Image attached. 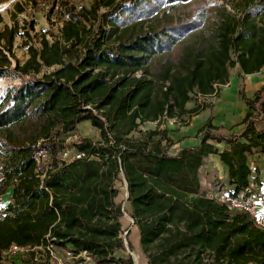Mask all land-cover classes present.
Segmentation results:
<instances>
[{
    "label": "trees",
    "instance_id": "1",
    "mask_svg": "<svg viewBox=\"0 0 264 264\" xmlns=\"http://www.w3.org/2000/svg\"><path fill=\"white\" fill-rule=\"evenodd\" d=\"M60 3L63 26L51 41L33 36L32 22L22 33L17 24L0 30V77H21L0 94V196L10 192L0 264H8L1 253L12 243L39 244L47 235L74 253L88 251L97 264L125 262L120 250L133 245L120 221L127 212L117 201L120 177L150 264H264V229L250 213L202 193L200 179L215 153L228 166L229 193L249 185V158L264 152V85L253 99L241 90L250 109L239 132L214 125L212 112L199 143L173 152L162 127L168 118L187 125L209 106L187 103L219 93L232 65L240 75L264 69V0H247L239 16L204 0ZM17 34L27 38L24 63L11 57ZM84 121L99 137L67 142ZM43 149L48 156L38 164L34 155Z\"/></svg>",
    "mask_w": 264,
    "mask_h": 264
},
{
    "label": "crops",
    "instance_id": "2",
    "mask_svg": "<svg viewBox=\"0 0 264 264\" xmlns=\"http://www.w3.org/2000/svg\"><path fill=\"white\" fill-rule=\"evenodd\" d=\"M264 85V69L260 71H256L253 73H244L241 72V75L238 70V65L236 66V72H232L230 70V78L226 84L219 85L220 92L217 94H211L205 96V99L209 106L202 109L198 114L193 115L188 119L187 125H181L180 127H173L174 122L171 124L168 123L167 127L171 130V134L175 141L176 151L180 150L184 146H194L197 145L200 141L201 133H199V129L204 126L209 116L213 112L214 118L212 123L216 126H225L227 128V133L231 134L233 132H239L244 124L242 123L243 118L246 113L249 111L250 107L245 102L241 95V90H244L245 95L253 99L255 97L256 92ZM207 97V98H206ZM201 100L193 99L187 103L188 108L194 107L197 103H200ZM193 103V104H192ZM174 121H176L174 119ZM165 123V122H164ZM163 123V124H164ZM260 129V127H258ZM170 134V135H171ZM221 150L228 149L230 146L225 142H219L216 144ZM249 166L252 169V173L249 177V183L252 182L257 184L261 192H264V152L259 150L255 151L252 156L249 158ZM253 165H252V164ZM216 168L220 170H224L222 175H219V178H222L221 183L224 184V187L227 190H233L234 186L230 184L229 181V171L228 166L225 165L220 158L219 154H210L206 158V162L203 164L200 170V179H201V191L204 194L209 195L206 186H210L211 190L215 189L207 179V182H202L201 173L203 171L209 173H216ZM221 174V173H220ZM208 176V175H207ZM124 179L126 188H127V201L124 203V209L127 211L126 215H128L129 219H124L123 216L120 217V221L122 224V228L127 231L126 235V244L128 246L129 241L133 245L132 250L136 253V261L135 264H150L149 258L145 253L142 244H141V236H140V228L139 225L134 221L133 217L130 215L133 212L132 201L129 199V191H128V183L124 177H120ZM216 178V177H215ZM206 179V177L204 178ZM117 183V181H116ZM260 183H262L260 185ZM119 195V194H118ZM260 198V195H259ZM129 222H132L131 229L128 227ZM136 236V240L132 238H128L127 236ZM129 249V247H128ZM127 249V250H128ZM89 262L87 264H91ZM65 264H86L81 263L77 259H69L65 258Z\"/></svg>",
    "mask_w": 264,
    "mask_h": 264
},
{
    "label": "rangeland",
    "instance_id": "3",
    "mask_svg": "<svg viewBox=\"0 0 264 264\" xmlns=\"http://www.w3.org/2000/svg\"><path fill=\"white\" fill-rule=\"evenodd\" d=\"M34 1V0H33ZM32 0H7L5 2L0 3V30H3L6 26L13 27L14 25H19V33L24 32L25 30L30 28V23L32 22L34 28L30 29L31 34L40 36L41 34H46L47 38L51 41L53 40L52 33L60 34L61 29L63 26V10L61 8V0H57V4H55L54 11L52 3L55 0H37L33 2ZM74 3L78 5V8H80L82 5L87 4L90 6L95 0H71ZM119 1V0H118ZM207 1L209 4L213 6L218 7H224L228 9L229 11H232L236 15H240L241 11L245 7V2L247 0H204ZM18 3V5H16ZM20 7H23V10H19ZM52 8V9H51ZM104 7L101 8L103 10ZM187 9V7H182V12ZM172 14L179 15V11H172ZM214 14H212L210 19H213ZM264 20V12L261 15V17L258 19L259 23L260 21ZM37 37V36H36ZM25 41H27V38L25 36H22L20 34H17L14 40L13 44V63L16 62V60H19L21 63H24L29 58L28 53V46L25 44ZM30 41V40H28ZM232 58H235V53L232 51ZM236 66L232 65L230 67L231 74L232 72H236ZM53 68H48L47 70H52ZM21 80V77L16 75H9L5 77H0V91L6 89L7 87L18 83ZM207 98V97H206ZM193 99L196 100H208L203 98L201 95H193ZM193 104V103H192ZM174 122L175 125L173 127H180L182 125V122L180 119L177 121H174V119H166L165 123L162 125V127H167L168 123L171 124ZM260 127V131L264 129V120L258 124ZM156 126V123H144L141 126V129L145 130L147 128H154ZM171 134V130H170ZM79 136H88L93 139H97L99 137V130L95 128L91 122L84 121L80 124H78L77 128L65 136L68 141H71L74 138H77ZM171 137L173 138L172 134ZM174 140V139H173ZM176 147L173 145L170 150L175 152ZM63 159L69 160L71 157V151L67 150L63 153ZM252 164V163H251ZM253 165V164H252ZM216 173H209L203 171L201 173L202 176V182H207V179L210 181L211 185L215 187V189L211 190L208 186H206L207 191L209 195L211 193H214L217 189L224 188V184L221 183L222 178H219V175H222L224 173V170H220L219 168H216ZM221 173V174H220ZM208 175V176H207ZM206 177V179H204ZM216 177V178H215ZM262 183H260L261 185ZM116 186L119 189V195L117 197V201L123 202V208H124V202L127 201V188L124 179L119 178L117 180ZM261 191V189H260ZM10 192L8 191L6 194L0 196V218L4 212V209L6 207L7 201L9 200ZM264 198V192L263 194H260V199ZM127 214V213H126ZM124 215V219H129L128 215ZM132 222H129L128 227L131 229ZM127 231L124 232V237L126 238ZM128 238H132L136 240V236H127ZM128 249V248H127ZM120 256L123 257L124 261L122 264H126V260L129 256H132L134 260L136 259V253L133 251L130 247L128 250H120ZM6 263L10 264L11 261L13 264H23L25 262V258L20 257L19 255H13L12 257L6 258ZM136 261V260H135ZM91 264H97L94 261ZM121 262L118 261V258L115 261H112L108 264H120ZM87 264V263H86Z\"/></svg>",
    "mask_w": 264,
    "mask_h": 264
},
{
    "label": "built area",
    "instance_id": "4",
    "mask_svg": "<svg viewBox=\"0 0 264 264\" xmlns=\"http://www.w3.org/2000/svg\"><path fill=\"white\" fill-rule=\"evenodd\" d=\"M2 91H0V94ZM47 156L48 152L43 149L36 152L34 158L39 164ZM260 194L263 193L260 191L258 185L250 182L245 189L236 194L229 193V190L224 187L217 189L210 196L226 204L230 210L250 213L255 218L257 225L264 229V198L260 199ZM55 241V237L47 235L46 240L39 244L19 245L12 243L8 249L2 251V261L6 262V258L12 257L13 255H19L25 258L26 264H65L66 257L69 259H77L81 263L93 261L88 251L82 250L74 253L72 249L59 246Z\"/></svg>",
    "mask_w": 264,
    "mask_h": 264
}]
</instances>
